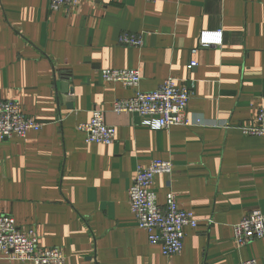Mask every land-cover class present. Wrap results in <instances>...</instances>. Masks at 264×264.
Returning <instances> with one entry per match:
<instances>
[{"label":"crops","instance_id":"obj_1","mask_svg":"<svg viewBox=\"0 0 264 264\" xmlns=\"http://www.w3.org/2000/svg\"><path fill=\"white\" fill-rule=\"evenodd\" d=\"M203 31H221V44L199 45ZM122 33L142 34L144 45L121 44ZM104 68H138L142 78L108 82ZM168 77L190 85L188 116L200 124L161 129L157 116L114 112L116 100ZM8 99L43 125L0 135V215L34 227L65 264H264V237L234 240L249 210L264 212V137L240 129L264 110V0H82L61 11L50 0H0ZM94 109L115 126L114 143H87L77 129ZM157 159L174 164L155 177L159 204L172 189L199 221L173 257L149 243L128 195L137 166Z\"/></svg>","mask_w":264,"mask_h":264},{"label":"built area","instance_id":"obj_2","mask_svg":"<svg viewBox=\"0 0 264 264\" xmlns=\"http://www.w3.org/2000/svg\"><path fill=\"white\" fill-rule=\"evenodd\" d=\"M82 0H50L53 11L72 9ZM119 42L127 46L144 45L142 34L122 33ZM221 31H203L199 45L206 47L221 44ZM197 66V61L190 62V68ZM102 77L108 82H120L125 86L137 87L141 81L138 68H104ZM192 97L189 84H180L176 78L168 77L153 91H138L134 96L118 99L114 112H129L141 115H153L159 118L161 129L173 126L200 124L201 119L190 120L188 105ZM42 122L28 116L22 104L16 100H0V135L3 137H23L30 130L39 131ZM228 126V125H227ZM77 129L85 134L87 143L112 144L116 138V128L106 122L103 111L94 109L87 122L79 123ZM244 135L264 137V110L257 116V123L241 125ZM174 171L172 160L157 159L148 165H138L133 183L128 190L131 212L138 225L147 231L151 245H161L165 256L173 257L182 248L187 228H197L199 221L194 212L180 206L177 194L171 189L166 195L164 205L159 204L154 190L156 175L163 173L171 176ZM264 237V212L260 208L249 210L234 226V240L239 245ZM39 235L34 227H19L11 214L0 215V259L33 262L34 264H65L66 257L60 247L43 248L38 245ZM241 264H258L254 258Z\"/></svg>","mask_w":264,"mask_h":264},{"label":"water","instance_id":"obj_3","mask_svg":"<svg viewBox=\"0 0 264 264\" xmlns=\"http://www.w3.org/2000/svg\"><path fill=\"white\" fill-rule=\"evenodd\" d=\"M68 85H69V82H65V83L63 84V89H64V88L66 89V90H64L65 93L69 92V90L67 91V88H66V87H68ZM68 89H69V88H68Z\"/></svg>","mask_w":264,"mask_h":264}]
</instances>
